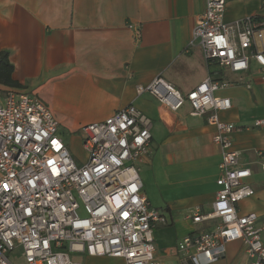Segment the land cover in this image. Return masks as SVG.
I'll list each match as a JSON object with an SVG mask.
<instances>
[{"label":"built area","instance_id":"1","mask_svg":"<svg viewBox=\"0 0 264 264\" xmlns=\"http://www.w3.org/2000/svg\"><path fill=\"white\" fill-rule=\"evenodd\" d=\"M227 0H205L188 46L198 48L219 72L256 76L264 86V15L225 22ZM264 10V6H263ZM139 40L141 29L129 23ZM230 82L208 76L187 93L161 78L138 86L171 111L183 106L204 117L220 151L218 188L207 211L185 215L204 229L182 237V264H215L226 245L239 242L245 264H264L257 215L238 213L237 205L254 195L244 183L249 168L239 165L232 135L237 128L219 114L231 109L215 93ZM151 120L128 105L103 121L81 127L85 160L78 164L60 137L59 124L36 96L0 88V264H83L76 259L107 257L123 264H163L155 258L153 229L167 225L142 193L141 164L151 155ZM254 128H263L264 119ZM264 170V165H262Z\"/></svg>","mask_w":264,"mask_h":264},{"label":"crops","instance_id":"2","mask_svg":"<svg viewBox=\"0 0 264 264\" xmlns=\"http://www.w3.org/2000/svg\"><path fill=\"white\" fill-rule=\"evenodd\" d=\"M204 8L205 0H0V52L8 54L17 90L39 98L59 132L103 121L128 105L151 120V155L139 177L151 207L168 221L153 229L155 258L163 264H182L177 243L204 229L185 215L210 209L221 156L204 117L191 115L187 105L171 111L147 93L136 94L138 86L156 78L181 93L208 76L231 83L215 93L231 103L219 117L239 128L233 148L239 165L251 171L244 183L254 191L237 210L257 215L264 245V127H253L264 119L259 100L264 86L256 76L219 72L198 48L188 46ZM263 15L260 0H229L225 22ZM129 23L140 26L139 40ZM158 159L165 181L154 177ZM245 263L242 245L233 242L215 264Z\"/></svg>","mask_w":264,"mask_h":264},{"label":"rangeland","instance_id":"3","mask_svg":"<svg viewBox=\"0 0 264 264\" xmlns=\"http://www.w3.org/2000/svg\"><path fill=\"white\" fill-rule=\"evenodd\" d=\"M229 1V0H227ZM261 7L264 6V0H260ZM261 95L259 96V100L261 101V105L264 110V89L260 90ZM260 105V104H259ZM81 127L77 128L76 130H66L65 128H62L60 131V137L64 141L65 145L67 146L71 157L73 160L81 164L85 160V152L82 148V138H81ZM162 162L158 159L157 167L155 168L154 177L158 179L159 181H165L162 173ZM141 173V172H140ZM154 244V243H153ZM10 261L13 264H25L23 259L17 258L15 255H11L9 257ZM79 261H81L83 264H121L120 261L114 260V259H93L86 257L84 255H81L79 257H76Z\"/></svg>","mask_w":264,"mask_h":264},{"label":"trees","instance_id":"4","mask_svg":"<svg viewBox=\"0 0 264 264\" xmlns=\"http://www.w3.org/2000/svg\"><path fill=\"white\" fill-rule=\"evenodd\" d=\"M13 66L8 60V54L0 52V86L17 89L20 84L13 80Z\"/></svg>","mask_w":264,"mask_h":264}]
</instances>
